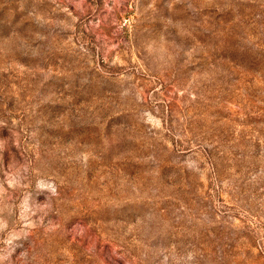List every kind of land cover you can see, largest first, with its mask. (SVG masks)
<instances>
[{
  "label": "rangeland",
  "instance_id": "374dc122",
  "mask_svg": "<svg viewBox=\"0 0 264 264\" xmlns=\"http://www.w3.org/2000/svg\"><path fill=\"white\" fill-rule=\"evenodd\" d=\"M0 264H264V0H0Z\"/></svg>",
  "mask_w": 264,
  "mask_h": 264
}]
</instances>
